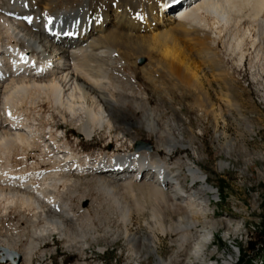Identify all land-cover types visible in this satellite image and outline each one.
<instances>
[{
    "label": "bare ground",
    "instance_id": "6f19581e",
    "mask_svg": "<svg viewBox=\"0 0 264 264\" xmlns=\"http://www.w3.org/2000/svg\"><path fill=\"white\" fill-rule=\"evenodd\" d=\"M172 1L82 0L78 4L77 0H0V70L6 74L4 82L0 83V111H3L0 112V159L9 151H15L19 162H23L25 154L37 145V150L46 158L43 163L49 162L51 167L26 173L7 162L0 164V207L3 212L12 209L24 224L23 231L28 230L25 238L21 233L15 234V226H8L11 235L0 238V252L4 255L14 254L19 257V264H32L36 251L44 257L39 244L55 234L66 247L74 246L79 255L85 249L83 240L86 237L94 242L87 209L81 207V203L89 200L85 192L76 191L80 187L77 178L88 176L94 190L115 206L125 228L131 223V216L120 193L130 192L132 187L145 190L156 201L155 219L161 235L179 234L178 247L182 248L192 240L189 233L193 231L196 240L187 257L193 258L195 264L211 263L210 259L206 263L204 260L212 257L214 251L207 258H203V253L211 244L215 225L197 231V220L205 217L206 196H213L212 188L207 187L206 179L197 169L184 165L191 186L201 187L199 192L187 193L177 179L183 161L169 164L170 157L178 150L190 149L195 156L190 147L194 137L190 136L184 147L180 139L174 140L169 132L158 129L162 90L154 87L156 108L151 109L146 93L132 79L129 69L131 60L143 56L145 51L159 54L166 67L173 69L176 65L189 78V91L194 93L204 111L203 116L207 117L212 108L208 93L214 90L209 83L204 84V75L193 60H200L205 72H217L212 53L209 48L185 53L177 48L172 38L179 36L191 40L211 36L209 29L201 25L204 22L202 14L213 15L217 24L224 27L230 24L232 14H242V19L257 27L251 47L257 46L259 52L263 51L264 0L198 1L182 14L177 13V6L167 14L165 8ZM244 36L235 43L236 50L241 49ZM167 41H170L169 46ZM243 60L244 54L240 51L238 65L241 66ZM33 63L37 67L27 72L12 70L17 66L24 71ZM216 78L223 81L217 73ZM222 85L217 86L221 91ZM220 95L221 104L227 105L226 96L223 92ZM37 103L55 111L63 121L66 118L75 121L78 125L75 136L84 140L97 131L111 128L118 129L120 140L124 141L129 136L128 131L112 125L111 115L117 119L122 111H131L132 116H139L144 122L145 131L154 137L155 150L133 149L129 153L112 155L111 160L107 154H100L90 163L88 156L75 154L65 144V137L61 138L63 143H59L56 140L58 132L48 127L45 136V130L39 131L23 120L22 109ZM218 115L224 122L223 115ZM52 119L49 116L50 122ZM24 167L26 169V165ZM226 167L225 163L217 164L219 172ZM107 173L109 175H105ZM132 183H136L135 186ZM73 199L75 205H71ZM231 225L225 222L223 229L227 235L223 239L229 240L230 236L238 234L239 225L234 224L233 228ZM123 238L130 245L133 258L150 255L154 257V264H172L175 260L172 257L164 262L156 256L152 235L135 237L127 235L125 230ZM231 250L235 258L236 253ZM233 260L230 257L222 260V264H235Z\"/></svg>",
    "mask_w": 264,
    "mask_h": 264
},
{
    "label": "rangeland",
    "instance_id": "374dc122",
    "mask_svg": "<svg viewBox=\"0 0 264 264\" xmlns=\"http://www.w3.org/2000/svg\"><path fill=\"white\" fill-rule=\"evenodd\" d=\"M81 1L77 0V3L80 4ZM207 15L202 14L204 22L201 25L209 29L211 36L209 35L208 38L191 40L179 36L172 38L177 48L185 53L202 52V48H209L208 51L212 53L215 64L213 67L218 69L217 72H213L214 74L205 72L200 60H193L197 70L204 75L202 78L204 84L209 83L214 90L208 93L212 108L207 117L203 116L204 111L194 93L189 91L191 85L189 78L180 72V68L176 65L173 69L166 67L161 62L159 54L145 51L143 56L131 60L129 70L137 86L146 93L151 109L156 108L154 87L159 86L162 90L163 111L161 110L159 114L158 129L169 132L174 140L180 139L184 147L187 146L188 138L194 137L190 147L195 151V156L190 149L178 150L170 157L169 164L175 163L176 160L183 161L177 179L187 193L194 190L199 192L201 188L198 185L191 186V180L185 170L187 165L203 174L207 187L212 188L214 197L206 196L208 207L205 208L207 210L204 213L205 217L197 220V231L215 225L211 231V244L207 246L206 252L204 251L203 258H207L213 251L214 255L205 259L204 263L210 259V264H222V260L231 257L235 259L233 260L235 264L258 262L264 264V50L259 52L257 46L251 47V42L258 32L257 27L245 18L242 19V14H232L230 24L225 27L217 24L213 15ZM243 35H245L243 45L241 49L236 50L235 43L240 41ZM167 42V45L170 44V41ZM240 51L244 54L241 66L238 65ZM141 72H145V75L142 76ZM216 73L223 78V81L220 82L216 78ZM221 84H224L222 91L217 88ZM220 92L226 96L228 106L221 104L223 98ZM22 110L23 120H27L28 124H32L39 131L45 130L43 131L45 136L48 127L52 132H58L56 140L59 143H63L61 138L65 137V144L75 154L88 156L90 163L100 154H107L106 156L111 160L114 158L111 157L112 155L129 153L133 151L136 143L149 145L151 152L156 147L154 137L145 131L144 122L139 116H132L131 111H122L117 119L113 118L115 115H111L112 125L114 123L119 130L128 131L129 136L121 141L118 129L111 128V130L104 128L97 131L87 140L76 138L78 125L75 121L67 118L63 121L55 111L50 110L43 103L33 106L29 104ZM0 112L3 113L2 110ZM218 114L223 115L224 122L220 121ZM49 116L53 118L52 122L48 120ZM36 146L34 145L30 153L25 154L23 162H19V156L15 151H9L8 155L1 157V166L7 162L18 169H24L23 172L26 173L50 170L49 162L43 163L46 158ZM160 159H163V153H160ZM220 162L227 165L223 172L217 169V164ZM84 177L77 178L80 187L76 191L85 192L86 199L89 200L85 207L81 203V207L87 209L88 225L94 232V242H90L86 237L83 240L85 249L79 255L74 251V246L66 247L65 242L56 234L48 236L39 244L44 257L41 258L40 253L36 251L32 257V264H154L153 256L146 254L139 256L140 258L130 256V245L123 238L125 230L127 235L135 237L152 235L154 253L164 262L174 257L172 264H195L193 258L187 257V252L191 250L196 240L193 231L189 233L192 240L182 248L178 247L179 234L161 235L155 219L156 201H153L145 190L132 187L130 192L120 193L119 196L122 202L128 205L131 216L130 226L125 228L115 206L110 204L104 195L94 190L93 184L89 181L91 177ZM135 184L132 183V186ZM70 202L71 205L76 204L74 199ZM225 222L232 224L231 228L236 224L239 225L238 234L230 236L229 240L223 239L227 235L223 229ZM8 226H15L13 230L15 234L18 236L23 234L27 238L28 230L23 231L24 224L18 220L13 210L8 208L3 212L0 207V238L5 234L11 235L12 231ZM229 248L233 249L237 258L233 257L231 254L233 252ZM2 252H0V260L7 256Z\"/></svg>",
    "mask_w": 264,
    "mask_h": 264
},
{
    "label": "water",
    "instance_id": "95a60500",
    "mask_svg": "<svg viewBox=\"0 0 264 264\" xmlns=\"http://www.w3.org/2000/svg\"><path fill=\"white\" fill-rule=\"evenodd\" d=\"M140 150H146L148 152L151 151V147L149 145L143 144V143H136L134 147V151H140ZM87 204L83 203V207H85ZM15 260V261H14ZM9 262L10 264H19V257L14 254H7V256L1 258L0 263L5 264Z\"/></svg>",
    "mask_w": 264,
    "mask_h": 264
}]
</instances>
